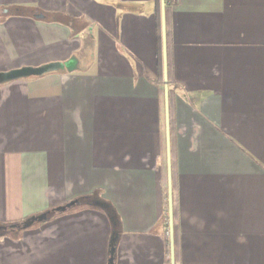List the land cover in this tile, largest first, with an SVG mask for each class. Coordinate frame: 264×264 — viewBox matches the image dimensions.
I'll return each mask as SVG.
<instances>
[{
    "label": "crops",
    "instance_id": "1",
    "mask_svg": "<svg viewBox=\"0 0 264 264\" xmlns=\"http://www.w3.org/2000/svg\"><path fill=\"white\" fill-rule=\"evenodd\" d=\"M179 264H264V0H175ZM155 0H0V224L94 192L113 264H170ZM9 235L0 264H109L79 204Z\"/></svg>",
    "mask_w": 264,
    "mask_h": 264
},
{
    "label": "trees",
    "instance_id": "2",
    "mask_svg": "<svg viewBox=\"0 0 264 264\" xmlns=\"http://www.w3.org/2000/svg\"><path fill=\"white\" fill-rule=\"evenodd\" d=\"M175 0H165V20H166V53H167V83H168V107H169V130H170V154H171V179H172V207H173V236H174V261L175 264H179V228L177 221V202H176V182H175V170H174V155H173V123H172V88L170 87V82L172 81L171 76V38H170V26H169V13L172 4ZM155 17L158 26V59H159V78L162 82L161 91L163 93V78H162V49H161V31H160V0H155ZM165 186H166V175H165ZM79 201L80 206L89 207L93 209L101 210L105 213L107 218L110 221L111 229L114 234H119L120 232V219L114 209L113 205L103 199L99 193L94 192L91 195H85L76 198ZM166 213L163 219V226L165 229L164 238L166 242L167 254H169V234H168V215H167V196L165 200ZM56 213L52 212V209L49 210V217L52 218ZM20 224V223H19ZM19 224H16L18 227H14L12 230L4 229L0 224V235H9L20 229ZM116 244V241H115ZM114 244V245H115ZM114 256V255H113ZM114 260V258H113ZM113 264V263H112Z\"/></svg>",
    "mask_w": 264,
    "mask_h": 264
},
{
    "label": "water",
    "instance_id": "3",
    "mask_svg": "<svg viewBox=\"0 0 264 264\" xmlns=\"http://www.w3.org/2000/svg\"><path fill=\"white\" fill-rule=\"evenodd\" d=\"M160 31L162 49V78H163V100H164V133H165V159H166V196H167V215H168V234H169V260L170 264L174 261V236H173V207H172V179H171V154H170V130H169V107H168V79H167V53H166V20H165V0H160ZM79 204L77 199H73L64 205L54 207L52 212H64ZM49 211L31 216L19 224L21 229L28 228L36 223L46 221ZM16 226V225H15ZM18 227V226H16ZM4 229L12 230L14 225L3 226ZM117 234L111 236L109 243L108 263H113L115 241Z\"/></svg>",
    "mask_w": 264,
    "mask_h": 264
}]
</instances>
